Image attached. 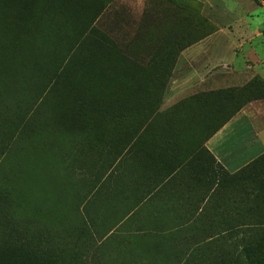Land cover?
Here are the masks:
<instances>
[{"label": "rangeland", "instance_id": "1", "mask_svg": "<svg viewBox=\"0 0 264 264\" xmlns=\"http://www.w3.org/2000/svg\"><path fill=\"white\" fill-rule=\"evenodd\" d=\"M195 73L205 75L198 94L222 92L220 124L264 100V0H0V215L19 208L31 235L54 224L65 247L57 264H75L76 237L66 234L78 199L73 170L54 154L70 144L73 155V127L96 134L102 118L111 133L119 121L133 130L166 86ZM201 111L207 122L218 113ZM243 175L253 235L206 264H264V159ZM12 225L0 231V264H52L22 253Z\"/></svg>", "mask_w": 264, "mask_h": 264}, {"label": "crops", "instance_id": "2", "mask_svg": "<svg viewBox=\"0 0 264 264\" xmlns=\"http://www.w3.org/2000/svg\"><path fill=\"white\" fill-rule=\"evenodd\" d=\"M204 77L166 86L147 119H132L133 130L119 121L111 133L104 118L96 134L73 127L76 223L95 239L116 240L134 264H206L207 254L236 251L239 238L253 235L243 171L264 157V100L207 138L203 105L183 101L204 93Z\"/></svg>", "mask_w": 264, "mask_h": 264}, {"label": "trees", "instance_id": "3", "mask_svg": "<svg viewBox=\"0 0 264 264\" xmlns=\"http://www.w3.org/2000/svg\"><path fill=\"white\" fill-rule=\"evenodd\" d=\"M221 95L222 92L215 91L209 94L208 99L204 94H198L189 100V102H200L203 105V107H201L200 109L204 110L206 106H208L209 108L218 110L216 117L210 119V121L208 122L207 120H205L207 138L217 132L227 121H229V119L236 115L245 106H242L239 111L235 112L227 121H225L223 124H220L218 123V121L221 117L219 111V108L221 107ZM73 121L76 120L73 119ZM74 123L75 122H73V124ZM70 147L71 145L69 144V149L66 154L72 153ZM66 154H54V157L58 158L59 161L64 165L70 166V162L73 161L71 160V157H73V155L70 154L66 157ZM263 159L264 157L251 164L250 167L260 163V161ZM1 188L2 185H0V189ZM19 215V208L4 210L0 215V231L5 232V228L7 229L9 222H13L14 225H12V230L9 235L11 234L13 239L20 236V240H18L16 245L22 253L30 254L40 259H50L52 264H57L58 259L62 256L65 249V247H62L59 242V237L62 235V232L59 236H56L55 229L53 228L55 225L50 224L43 228H40L37 233L31 235V231L25 229L23 222L20 221ZM71 221L72 223L69 224V227L66 226L67 228H69V231L66 234L71 237L72 243L73 236L75 235L76 237V245L74 244L75 246L72 250L73 260L75 264H134V262L130 260L126 254L119 252L115 247H113V244H116L114 239H95L91 236H88L84 230H80L76 223V214H74V209L73 220ZM72 225L73 229L70 228ZM41 230H43V232H41ZM65 241L67 242V240Z\"/></svg>", "mask_w": 264, "mask_h": 264}]
</instances>
